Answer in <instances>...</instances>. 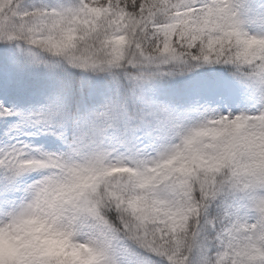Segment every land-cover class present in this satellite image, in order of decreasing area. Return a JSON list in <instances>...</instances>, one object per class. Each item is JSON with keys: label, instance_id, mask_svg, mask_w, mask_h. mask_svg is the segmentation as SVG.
I'll use <instances>...</instances> for the list:
<instances>
[{"label": "snow or ice", "instance_id": "snow-or-ice-1", "mask_svg": "<svg viewBox=\"0 0 264 264\" xmlns=\"http://www.w3.org/2000/svg\"><path fill=\"white\" fill-rule=\"evenodd\" d=\"M0 264H264V0H0Z\"/></svg>", "mask_w": 264, "mask_h": 264}]
</instances>
